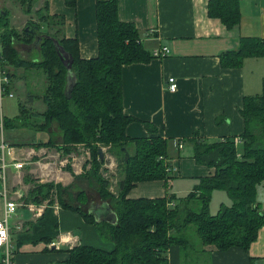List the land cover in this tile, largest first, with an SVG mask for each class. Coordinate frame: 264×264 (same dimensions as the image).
<instances>
[{
	"label": "trees",
	"instance_id": "obj_1",
	"mask_svg": "<svg viewBox=\"0 0 264 264\" xmlns=\"http://www.w3.org/2000/svg\"><path fill=\"white\" fill-rule=\"evenodd\" d=\"M16 1L31 13L37 0ZM65 2L71 7L77 4V0ZM46 3L36 10L39 20L26 26L35 29L36 34L18 32L10 25L9 10L3 8L0 12L5 66L13 70L39 69L46 79L41 93H27L29 102L38 98L46 105L44 111L28 115L39 122L29 118L25 121L30 108L20 103V114L5 121V126L33 127L49 133L48 141L24 142L19 137L13 143L17 146L40 148L56 144L66 152L77 145L90 148L91 172L97 177L99 193L117 217L115 223L96 222L94 214L75 208L87 221H93L110 246L79 244L68 249L67 259L58 264H168L172 245L182 247L192 259L197 254L199 260L202 251H224L233 246L248 249L264 226V211L258 201V186L264 182V80L261 93L245 96L241 110L245 130L239 142L236 137L190 139L195 161L214 167V173L201 177L184 197L171 194L130 198L128 194L138 182L173 177L169 139L132 138L126 134L127 125L135 118L124 112L123 65L147 62L154 56L144 47L136 24L119 18L118 0H97L99 52L92 58L80 55L78 39L65 34V17L50 14ZM209 14L232 28L241 21L240 1L211 0ZM32 38L39 41L41 58L36 61L21 58L16 49V42L29 43ZM60 48L73 58L71 65L61 56ZM247 57H264V38L242 37L238 48L224 54L222 60L224 65L241 66ZM13 75L10 73L11 78ZM10 86L11 83L9 89ZM148 127L156 132L152 124ZM105 146L117 157L121 170L117 192L111 191V181L100 172L106 155L101 160L99 149ZM217 189L225 190L233 203L222 205L213 215L210 201ZM41 190L44 192L42 186L31 189L26 201L40 203Z\"/></svg>",
	"mask_w": 264,
	"mask_h": 264
},
{
	"label": "crops",
	"instance_id": "obj_2",
	"mask_svg": "<svg viewBox=\"0 0 264 264\" xmlns=\"http://www.w3.org/2000/svg\"><path fill=\"white\" fill-rule=\"evenodd\" d=\"M210 1L118 0L119 18L136 24L149 52L161 46L171 50L167 57H153L147 62L125 64L122 68L124 112L135 118L127 125L126 134L132 138L160 136L169 139L173 165L171 179L138 182L130 190V198H158L192 192L200 178L214 173L215 168L195 161L190 139L195 136L203 140L236 137L238 142L245 130L241 114L245 96L263 90L264 57H247L241 66H229L223 64L222 56L237 49L242 37L264 38V0H239L241 21L232 28L209 14ZM45 3L50 14L65 17V34L68 38L78 39L80 55L83 58L97 56V0H77L75 7L68 6L65 0H37L30 14L21 5L16 7L13 0H0V12L3 8L8 9L12 27L23 31L24 24L30 19L38 21L36 10ZM17 14L21 18L16 21ZM38 42L35 38L28 46L20 45L25 59L34 54L38 60ZM8 70L12 75L16 72L10 86L15 96H0V143L4 140L17 159L26 160L23 168L11 165L6 173L9 198L18 204L10 219L15 264H58L67 259L68 249L79 244L109 247L110 243L100 236L93 221H87L80 211L59 204L43 206L26 201L25 197L32 189L26 178L37 177L38 167L34 165H42L37 157L43 147L14 145L20 129L25 126L9 128L14 126L9 124L7 128L5 121L20 114V103L41 112L46 105L43 102L39 109L36 101L41 99L28 101L27 73L36 69L8 67ZM171 76L178 83L175 92L168 87ZM148 124H152L156 132ZM181 142L183 148H179ZM57 176L60 178L61 174ZM263 186L264 182L258 186V201L264 211V191L260 190ZM3 190L0 179V218L5 211ZM217 191L220 190L213 194ZM228 199L232 205L229 195ZM103 203L91 201L88 212L92 213ZM168 253V264H264V226L246 250L233 246L224 251H202L200 258L205 261L199 260L197 254L192 259L191 254L179 245H172ZM2 255L0 248V262Z\"/></svg>",
	"mask_w": 264,
	"mask_h": 264
},
{
	"label": "rangeland",
	"instance_id": "obj_3",
	"mask_svg": "<svg viewBox=\"0 0 264 264\" xmlns=\"http://www.w3.org/2000/svg\"><path fill=\"white\" fill-rule=\"evenodd\" d=\"M13 1L16 3L14 5L20 8L19 7L20 4L16 0ZM32 8L34 9V6ZM18 18L21 17H19L17 14L15 20L17 21ZM29 22H36V21L30 19ZM29 22H26L24 26L26 27L29 24ZM16 30L20 33L23 32L22 30L19 29ZM34 40L35 39L32 38V40H30L29 43L23 41L16 42V49L21 58L24 57L21 52L20 45L22 44L28 46L30 43H33ZM25 57L28 61H36V55L34 54ZM37 58L38 59L41 58V54L39 52L37 53ZM26 79L29 85V91H31V93L37 94L42 92L43 87L45 86L46 79L45 76H43V72L41 70L36 69L33 70L32 72L29 70ZM20 99L24 100V96H21ZM20 99H18V101ZM36 104H37L36 108L41 109L43 105V101L42 100L36 101ZM27 107L30 108V110L28 111L27 118L24 120L27 121L28 118L30 120H35L34 117L32 116L29 117L28 115H30V112L35 113L36 112L35 110L37 109H33L32 107H30V105L29 106L27 105ZM34 122H39V121L35 120ZM19 137L21 141L24 142L48 141L49 133L47 131H42V130L40 131L34 128L33 129L25 128V129H21ZM103 150L106 155V162L101 166L100 172L106 179L111 181V188H110L111 191L117 192L118 182L121 179V175H120L121 170L118 169L119 168L118 159L117 157L111 154V151L108 146L103 147ZM42 153H46V154H42ZM39 154L37 158L38 160H41L42 165L41 166H38L37 164L34 165V167L36 166L38 167L37 177L33 178V180L26 178L32 189L37 188L39 186H42V189H44V192L41 190V194L38 195V199L41 201L40 203L37 204L43 206L59 204V206L62 205L64 207H73L74 209L83 208L82 211L88 212L87 209L89 208L90 206L89 203L91 201H97V200L103 201V198L99 193V183L97 182V177L91 172L92 156H91L90 148H88L85 145H77L73 150L66 152L63 149H60L58 146H56V144H54L43 147L42 152ZM18 158H20V160H24L22 157H18ZM58 174H61L60 178L57 176ZM260 190L264 191V186L261 187ZM72 191H74V193ZM172 193H174V191ZM73 194L76 197H74ZM78 194L79 197H77ZM185 195L186 193L185 194L182 193L177 195V197H184ZM28 196L25 198H28ZM227 203L229 205H227ZM222 205H227V206L231 205V201H229L228 199V193L225 190H220L212 194L210 201L211 214L213 215L217 214L220 208L222 207ZM200 259L201 261H205L204 258H200Z\"/></svg>",
	"mask_w": 264,
	"mask_h": 264
},
{
	"label": "built area",
	"instance_id": "obj_4",
	"mask_svg": "<svg viewBox=\"0 0 264 264\" xmlns=\"http://www.w3.org/2000/svg\"><path fill=\"white\" fill-rule=\"evenodd\" d=\"M1 36V28H0ZM154 57L163 58L171 55V50L168 46L157 47L152 52ZM4 57L2 51V45L0 40V96L9 95L14 97L15 94L12 92L8 85L11 83V76L8 67L4 64ZM169 90L175 92L178 89V83L175 77L171 76L168 78ZM239 142V140H238ZM179 148H183V143L179 144ZM10 148V145L4 140L0 143V179L4 184L3 196L5 199V211L3 218H0V248L2 250V260L0 264H15L13 259L14 246L11 243L10 235V219L12 215L17 211L18 204L9 198L7 184H6V173L11 165H14L17 169H21L25 166V160H18Z\"/></svg>",
	"mask_w": 264,
	"mask_h": 264
},
{
	"label": "water",
	"instance_id": "obj_5",
	"mask_svg": "<svg viewBox=\"0 0 264 264\" xmlns=\"http://www.w3.org/2000/svg\"><path fill=\"white\" fill-rule=\"evenodd\" d=\"M27 32L36 34L37 31L33 28L30 27H26L25 29ZM39 39V37H37ZM61 53L63 55H61L66 62L70 61V65L73 63V58L69 57L68 54H66L64 52V48H60ZM70 87V83L68 85V89ZM99 153H100V159L103 160L105 158V152L103 150V148L99 149ZM126 160L129 158V153L126 152ZM92 214H94L96 222H111V223H115L117 221V217L115 212L113 211V209L111 208L110 204L108 202H104L102 205L96 206L92 212Z\"/></svg>",
	"mask_w": 264,
	"mask_h": 264
}]
</instances>
